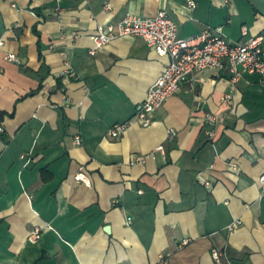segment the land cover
<instances>
[{
    "label": "crops",
    "instance_id": "0c3cea01",
    "mask_svg": "<svg viewBox=\"0 0 264 264\" xmlns=\"http://www.w3.org/2000/svg\"><path fill=\"white\" fill-rule=\"evenodd\" d=\"M195 1L0 0V264H217L214 248L264 264V75L201 71L146 127L169 57L139 36L90 53L129 13L165 10L182 37L264 35V0Z\"/></svg>",
    "mask_w": 264,
    "mask_h": 264
},
{
    "label": "built area",
    "instance_id": "2783aa9c",
    "mask_svg": "<svg viewBox=\"0 0 264 264\" xmlns=\"http://www.w3.org/2000/svg\"><path fill=\"white\" fill-rule=\"evenodd\" d=\"M190 7L196 6L195 0H188ZM109 8V5H107ZM243 34L248 31L244 28ZM126 36L142 37L149 47L162 56H168L170 61L163 74L148 90L146 99L141 103L137 111V118L144 126H150L153 114L160 109L167 99L178 93L183 84L191 80L197 73L206 69L227 70L234 82H238L245 73L264 75V35L258 34L247 38L245 41H231L221 34H214L210 30L182 37L176 21L162 10L153 17H145L139 14L129 13L118 23L107 22L98 26L94 35V47L91 54L111 43ZM0 41V44H3ZM11 61H19L16 54H8ZM230 97V96H228ZM217 116H211V121H217ZM129 126V122L117 123L110 129L112 137H119ZM77 142L81 143V137L77 136ZM164 150V147H159ZM147 156H138L135 162H145ZM79 182H89V178L83 173L76 176ZM264 192V173L260 179ZM210 185V182H206ZM242 222L237 221L229 225L233 230ZM39 237V234H36ZM187 243L183 241L182 244ZM212 255L217 264H232L226 258L225 250L214 248ZM225 258V260H224Z\"/></svg>",
    "mask_w": 264,
    "mask_h": 264
},
{
    "label": "trees",
    "instance_id": "16d2710c",
    "mask_svg": "<svg viewBox=\"0 0 264 264\" xmlns=\"http://www.w3.org/2000/svg\"><path fill=\"white\" fill-rule=\"evenodd\" d=\"M1 123H2V117H0V126H1Z\"/></svg>",
    "mask_w": 264,
    "mask_h": 264
}]
</instances>
